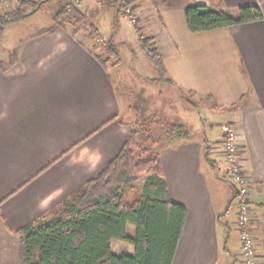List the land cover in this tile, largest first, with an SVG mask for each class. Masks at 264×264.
I'll return each instance as SVG.
<instances>
[{"label": "crops", "instance_id": "crops-1", "mask_svg": "<svg viewBox=\"0 0 264 264\" xmlns=\"http://www.w3.org/2000/svg\"><path fill=\"white\" fill-rule=\"evenodd\" d=\"M144 3L140 27L162 56L166 81L158 80L139 32L119 11L91 24L99 35L128 42L140 74L131 73L153 84L152 90L158 86L156 95L172 96L173 102L158 97L145 110L179 128L158 151L171 200L187 208L172 264H244L238 189L228 180L223 150L228 123L236 128L250 185L252 232L264 264V18L196 33L185 19L187 5L197 3L234 17L240 7L257 4L264 16V0ZM50 24L12 23L0 38V264H22L18 229L52 216L81 191L133 128L122 118L116 75L98 59L102 43L93 42L90 27L79 25L75 32L71 24L54 30ZM8 28L16 32L6 37ZM25 28L36 33L21 37ZM132 70L137 72L135 65ZM191 92L205 98L204 108L215 118L209 127L193 130L191 113L197 110L185 95ZM216 123L221 128L212 140L206 132ZM115 241V254H134L133 244L127 251L123 240L114 239L112 248Z\"/></svg>", "mask_w": 264, "mask_h": 264}, {"label": "trees", "instance_id": "trees-1", "mask_svg": "<svg viewBox=\"0 0 264 264\" xmlns=\"http://www.w3.org/2000/svg\"><path fill=\"white\" fill-rule=\"evenodd\" d=\"M53 0H18L14 8L0 14V38L4 26L17 23L29 16L27 7L41 8ZM55 1V0H54ZM77 0H57L54 12V30L64 21L75 27L87 22ZM116 5L114 0H104ZM119 13L122 2H118ZM31 13V12H30ZM264 18L260 5L240 7L238 15L231 16L203 3L187 5L185 19L190 31L200 32L224 28L239 23ZM90 36L96 37L98 29L89 25ZM118 44V43H117ZM103 45V44H102ZM146 57L159 73L158 80L166 81L161 54L152 45V38H141ZM119 47L110 40L106 49L108 57L98 56L105 66L113 53L118 64ZM113 52V53H112ZM168 82V80H167ZM191 103V102H190ZM155 115L133 127L129 138L119 153L94 178H90L81 191L67 200L52 216H42L21 229L22 264H172L179 244L187 208L171 200L163 174L159 152L150 153L139 140L145 133L149 141L156 142L152 128ZM171 130H177L171 127ZM144 174L146 179L139 198L129 200L127 190L135 176ZM129 225L135 226V236L129 235ZM114 239L134 245V254H115Z\"/></svg>", "mask_w": 264, "mask_h": 264}, {"label": "rangeland", "instance_id": "rangeland-1", "mask_svg": "<svg viewBox=\"0 0 264 264\" xmlns=\"http://www.w3.org/2000/svg\"><path fill=\"white\" fill-rule=\"evenodd\" d=\"M1 1V0H0ZM6 1V2H5ZM120 0H114L113 2L116 3V5H112L107 1L104 0H77V4L79 5L80 9L82 12H84L86 17H87V22L86 23H82L81 25L83 27H87L86 29H88L89 25L91 24L92 21H96L98 20V18L102 17L103 20L105 18L106 15H108L107 12H109V10H113V11H118V7H119V2ZM122 2V11L121 16H125L127 18V20L129 22H131V24L137 29V31L139 32L138 37L141 43V38L144 37H148V33H146V31L141 30L140 27V20H141V11H143L142 6H139V4H142L144 6V0H121ZM3 3V4H2ZM2 8L1 11H3L0 14H3L4 12H6L5 10L7 9H11L14 8L17 3H15V0H2L1 2ZM58 4H57V0H53L51 2L46 3L45 5H43L41 8H38L37 10H33L31 7H27V12H29V16H26L24 18V22L28 23V22H32L33 24L35 23H40L42 22L44 23H54V12L57 10ZM115 9V10H114ZM8 11V10H7ZM31 12V13H30ZM20 21V22H22ZM12 24V23H11ZM63 25H65V27L70 24L67 23V21H64V23H62ZM10 25V24H8ZM51 25V24H50ZM17 27V26H14ZM19 27H21L19 25ZM17 29V28H16ZM19 30H17L18 32ZM36 30L32 29H28L25 28L24 31H21L20 33H22L21 37H27V36H31V32L36 33ZM117 31V30H116ZM16 32V30H13V28H8L7 29V33H9L6 37L14 34ZM3 35V34H2ZM96 37H91V39L93 40V42L95 44H103L102 46H98L99 48H101L99 51L102 52V54L105 57H108V51L106 49L110 38L107 34V36L105 35H99L96 34ZM114 43H116V45L119 47V54L121 60L118 62V64H113V61L117 58L118 54L117 53H113L112 56L110 58H113V60L109 61L108 66H110L111 70H113V72L116 75L117 78V83H118V88H119V94L121 96V99L124 102V106H125V111L122 114V118L124 120H128L129 122L133 123V127L140 125L144 120L148 119L150 116L154 115L152 111H145L146 107L149 106L150 104L153 103H157L158 102V97H160L163 101H165L166 103L172 100V96L170 94H166V95H162L161 94L156 95L155 92L158 90L156 86H154L155 92H153L154 90H152V86L153 84H149L148 82H144L143 78L137 77L138 75H136L138 73V64L137 62H134V64L132 65V51L131 47L128 42H121V40H118L117 36L116 39L113 38ZM92 42V41H90ZM118 43V44H117ZM130 49V50H129ZM2 45L0 46V53H2L3 51ZM136 54V51H135ZM135 65L137 72H135L134 70H132L133 66ZM131 72H134L136 74H133ZM144 71L142 69V73L143 74ZM140 74V73H138ZM164 90H168V87L163 88ZM167 93V92H166ZM184 95V94H183ZM188 98L190 97V102H191V107L195 108L197 111L196 112H192V127L193 130L195 128H199L200 126H206L209 127V125L211 123H213L215 121V118L212 114L209 113L208 110H206L204 108L203 102L204 99H200L199 96H197L195 93H190V94H185ZM204 108V109H202ZM159 113H157V116L160 117L156 119V124L154 125V127L152 128L153 130V135L154 138L156 139L154 142V144H152L151 141H149V139H147L148 137L145 133V135L142 132L140 133L139 136V140L145 147H149L150 149V153H155L158 152L160 150V148L164 145V139L168 137V134H171L172 132V123L170 122V120H165L163 119L161 116L158 115ZM156 117V116H155ZM215 123V122H214ZM212 128H208L206 134L208 135L209 138H215L216 133H218V131H220V124L216 123L214 125H212ZM176 127L178 128V124L176 123ZM227 177L228 180H230V173H227ZM146 177L144 174L141 175H137L134 178V181L132 183V187H130L127 190V198L129 200H135L137 198H139V196L141 195L142 192V188H143V184L145 181ZM236 202H237V198H236ZM129 235H133L135 236V227L131 226L129 227ZM132 244V243H131ZM130 242L124 241L123 242V246L125 247V249L123 250H129L132 249L133 246H131ZM120 243L115 241L114 242V248L113 250L119 249Z\"/></svg>", "mask_w": 264, "mask_h": 264}, {"label": "built area", "instance_id": "built-area-1", "mask_svg": "<svg viewBox=\"0 0 264 264\" xmlns=\"http://www.w3.org/2000/svg\"><path fill=\"white\" fill-rule=\"evenodd\" d=\"M223 138L224 156L229 165L231 181L238 189L239 213L237 216V228L241 238L244 264H260L259 256H257V244L252 232L250 185L245 173L244 162L241 160V149L234 125L231 123L224 125Z\"/></svg>", "mask_w": 264, "mask_h": 264}, {"label": "water", "instance_id": "water-1", "mask_svg": "<svg viewBox=\"0 0 264 264\" xmlns=\"http://www.w3.org/2000/svg\"><path fill=\"white\" fill-rule=\"evenodd\" d=\"M35 11V10H34Z\"/></svg>", "mask_w": 264, "mask_h": 264}]
</instances>
